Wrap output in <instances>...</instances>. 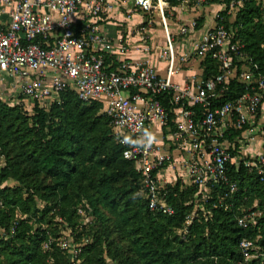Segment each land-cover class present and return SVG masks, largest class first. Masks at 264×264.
Segmentation results:
<instances>
[{
	"label": "built area",
	"instance_id": "1",
	"mask_svg": "<svg viewBox=\"0 0 264 264\" xmlns=\"http://www.w3.org/2000/svg\"><path fill=\"white\" fill-rule=\"evenodd\" d=\"M216 1L179 0V5L198 10ZM130 2L145 13V21L131 30L132 39L107 36L100 18L117 3ZM243 2L230 0L227 14ZM173 9L169 0H0V99L32 111L36 104L50 107L72 89L82 101L103 102L124 157L141 175L149 209L167 214L174 209L162 197L166 180L182 178L205 190L222 184L233 194L238 186L230 169L244 167L264 182V146L251 149L264 134V65L252 58L250 66L238 64L246 57L245 46L233 40L225 10L216 12L214 26L193 49L179 52ZM178 23L181 37L198 28L197 18ZM158 24L160 37L150 30ZM207 56L217 61L219 72L204 78L201 63ZM236 78L245 83L243 92L224 100ZM235 130L243 131L233 136ZM260 215L249 210L238 222L247 227ZM58 245L69 253V264H81L82 244L67 236ZM240 249L239 264L264 259V249L251 239L244 238Z\"/></svg>",
	"mask_w": 264,
	"mask_h": 264
},
{
	"label": "trees",
	"instance_id": "2",
	"mask_svg": "<svg viewBox=\"0 0 264 264\" xmlns=\"http://www.w3.org/2000/svg\"><path fill=\"white\" fill-rule=\"evenodd\" d=\"M222 14L233 40L245 46L238 64L250 66L252 58L263 67L264 2L244 0L236 12ZM201 65L204 78L219 72L211 56ZM244 84L233 80L224 100L243 92ZM104 108L72 89L32 111L0 99V264H69V253L52 237L60 226L82 244L81 264H239L244 238L264 249V182L256 173L231 168L233 194L222 184L185 187L179 178L162 190L174 213L151 211L141 175L124 157ZM249 210L261 215L243 227L238 218Z\"/></svg>",
	"mask_w": 264,
	"mask_h": 264
},
{
	"label": "crops",
	"instance_id": "3",
	"mask_svg": "<svg viewBox=\"0 0 264 264\" xmlns=\"http://www.w3.org/2000/svg\"><path fill=\"white\" fill-rule=\"evenodd\" d=\"M226 4L227 1L218 0L198 10H190L184 7L182 8V6L180 5L174 7L173 11L175 13V16L173 17V20L176 22H172L175 24V26L172 24L173 28H177L176 24L178 25V22H185L192 18H197L198 20V28L196 32H194V34L187 37H178L180 40H178V44L176 41V47L179 52L185 53L193 49L194 42L198 38H200L207 29L214 26V16L216 12L225 10ZM145 19V13L135 10L131 2L125 5H123L122 3H117L115 9L111 11L110 14H106L102 18H100L99 26L101 30L109 37H117L122 33L127 38L132 39L131 30H134L136 26H138L140 23H143ZM159 25L161 24H158V26ZM156 27H154L153 29L150 28V30H154V32H157V36L160 37V33H162V30H159V28ZM158 31L160 33H158ZM155 63L156 65H160L157 61H155ZM256 146L253 147L254 150H256ZM169 173L170 169L166 170L164 172V177L169 179ZM8 183L10 185H13L15 181L10 180Z\"/></svg>",
	"mask_w": 264,
	"mask_h": 264
},
{
	"label": "rangeland",
	"instance_id": "4",
	"mask_svg": "<svg viewBox=\"0 0 264 264\" xmlns=\"http://www.w3.org/2000/svg\"><path fill=\"white\" fill-rule=\"evenodd\" d=\"M224 1H227V0H224ZM228 3V2H227ZM228 7H229V4L227 5ZM175 13H174V11L172 12V17H174L175 15H174ZM172 21H173V19H172ZM156 28H159V30H162V33H160L159 31H158V33H160V35L161 34H163V28H162V26L161 25H159V26H157ZM155 28V29H156ZM173 31H174V34L176 35V37H175V40L177 41V44L179 43L178 42V40H180L179 38V35H177L178 33H177V28H173ZM179 37V38H178ZM263 121V124H264V119L262 120ZM258 137H257V139H258V144H257V142L255 143V145L257 144V146H256V150H254L255 152H259V151H263V146H264V134H259V135H257ZM240 146V145H239ZM253 147L254 146H252L251 147V149H253ZM250 150V149H249ZM253 151V152H254ZM173 174V172L172 171H170V173H169V175H170V177H171V175ZM179 179V178H178ZM178 179H176L175 181H169V180H166L165 181V187H167L168 185H175L176 183H177V181H178ZM182 179V178H181ZM167 181H169V182H167ZM181 182L183 183V185H185V187L186 186H188L189 184H192L191 182H189L188 180H181ZM82 212V214H83V222L86 220V214L83 212V210L81 211ZM56 221H61L60 220V218H57L56 219ZM58 224V223H57ZM60 225L58 224V227H59ZM68 236V232L65 230V229H63V228H61V226H60V230L57 232V236H52L53 237V239L54 240H56L57 242H59V240L61 239V238H64V237H67Z\"/></svg>",
	"mask_w": 264,
	"mask_h": 264
}]
</instances>
